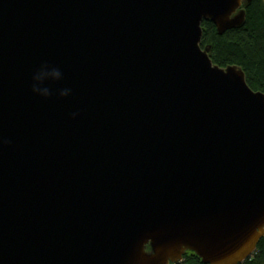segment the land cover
<instances>
[{
  "label": "water",
  "instance_id": "obj_1",
  "mask_svg": "<svg viewBox=\"0 0 264 264\" xmlns=\"http://www.w3.org/2000/svg\"><path fill=\"white\" fill-rule=\"evenodd\" d=\"M241 2L0 0V264L253 254L264 93L200 47Z\"/></svg>",
  "mask_w": 264,
  "mask_h": 264
},
{
  "label": "trees",
  "instance_id": "obj_2",
  "mask_svg": "<svg viewBox=\"0 0 264 264\" xmlns=\"http://www.w3.org/2000/svg\"><path fill=\"white\" fill-rule=\"evenodd\" d=\"M243 24L218 35L212 22H201L200 47H209V58L219 68L237 66L246 84L255 92L264 93V0H252L244 5ZM176 264H203L187 251ZM242 264H264V237L259 240L253 254Z\"/></svg>",
  "mask_w": 264,
  "mask_h": 264
},
{
  "label": "rangeland",
  "instance_id": "obj_3",
  "mask_svg": "<svg viewBox=\"0 0 264 264\" xmlns=\"http://www.w3.org/2000/svg\"><path fill=\"white\" fill-rule=\"evenodd\" d=\"M244 5H245V2H244V0H242V2H241V6H240L239 10L243 9V6H244Z\"/></svg>",
  "mask_w": 264,
  "mask_h": 264
},
{
  "label": "flooded vegetation",
  "instance_id": "obj_4",
  "mask_svg": "<svg viewBox=\"0 0 264 264\" xmlns=\"http://www.w3.org/2000/svg\"><path fill=\"white\" fill-rule=\"evenodd\" d=\"M181 261V260H180Z\"/></svg>",
  "mask_w": 264,
  "mask_h": 264
}]
</instances>
